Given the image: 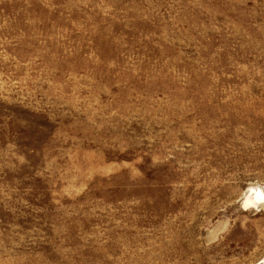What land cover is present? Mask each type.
I'll list each match as a JSON object with an SVG mask.
<instances>
[{
	"label": "rangeland",
	"instance_id": "374dc122",
	"mask_svg": "<svg viewBox=\"0 0 264 264\" xmlns=\"http://www.w3.org/2000/svg\"><path fill=\"white\" fill-rule=\"evenodd\" d=\"M264 0H0V264H264Z\"/></svg>",
	"mask_w": 264,
	"mask_h": 264
},
{
	"label": "bare ground",
	"instance_id": "6f19581e",
	"mask_svg": "<svg viewBox=\"0 0 264 264\" xmlns=\"http://www.w3.org/2000/svg\"><path fill=\"white\" fill-rule=\"evenodd\" d=\"M258 202H264V188L252 187L246 198V205L256 204Z\"/></svg>",
	"mask_w": 264,
	"mask_h": 264
}]
</instances>
